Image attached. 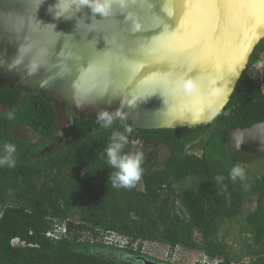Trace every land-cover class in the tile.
<instances>
[{
    "label": "trees",
    "instance_id": "16d2710c",
    "mask_svg": "<svg viewBox=\"0 0 264 264\" xmlns=\"http://www.w3.org/2000/svg\"><path fill=\"white\" fill-rule=\"evenodd\" d=\"M263 52L264 40L250 63ZM260 120L264 96L246 71L225 109L194 128L114 121L103 129L51 94L0 82V155L5 143L16 146L15 166L0 167V264H138L128 257L144 254L145 243L221 264H264V158H232L226 136L228 127ZM113 130L128 136L124 152L144 154L142 178L131 189L107 183ZM234 166L244 169L243 179L230 178ZM55 224L66 228L58 238L47 235ZM105 232L137 247L107 245Z\"/></svg>",
    "mask_w": 264,
    "mask_h": 264
},
{
    "label": "water",
    "instance_id": "95a60500",
    "mask_svg": "<svg viewBox=\"0 0 264 264\" xmlns=\"http://www.w3.org/2000/svg\"><path fill=\"white\" fill-rule=\"evenodd\" d=\"M221 2L230 6L201 43L193 74L177 48L198 36L194 21L207 14L201 0H0V82L51 94L76 116L119 109L115 122L135 128L208 124L264 40L259 0ZM149 78L163 82L150 86ZM226 136L232 158H264V120L228 127Z\"/></svg>",
    "mask_w": 264,
    "mask_h": 264
},
{
    "label": "clouds",
    "instance_id": "9594fccd",
    "mask_svg": "<svg viewBox=\"0 0 264 264\" xmlns=\"http://www.w3.org/2000/svg\"><path fill=\"white\" fill-rule=\"evenodd\" d=\"M94 11H103V7L98 5ZM190 86L191 85H188V87ZM123 116L124 114L119 109L115 111L102 109L96 113V123L103 129H109L112 128L114 121L122 119ZM6 118L8 120H14V112H7ZM124 131L130 135L133 129L131 127H125ZM128 143V136L118 130H113L109 137L107 147L105 148L106 163L113 169L109 174L107 183L113 188L131 189L135 187L142 178L144 154L140 151L124 152L123 150ZM15 152V144L5 143L4 154L0 155V167H14L16 164L14 158ZM229 176L233 181L238 178L243 179L245 176L244 169L239 166H234ZM223 179V176H217L215 178L217 183L222 182Z\"/></svg>",
    "mask_w": 264,
    "mask_h": 264
},
{
    "label": "snow or ice",
    "instance_id": "6c2138e0",
    "mask_svg": "<svg viewBox=\"0 0 264 264\" xmlns=\"http://www.w3.org/2000/svg\"><path fill=\"white\" fill-rule=\"evenodd\" d=\"M234 2H236V0H234ZM259 2L261 5H264V0H259ZM229 6L230 5H226L223 2L217 5L216 0H201L199 7L206 9L207 14L203 18L194 21V24L198 29V36L196 33H194V38H192L189 43L177 48L179 54L183 55L184 59L189 62L188 66L193 74H195L196 70L198 69L196 57L201 43L211 33L218 32L220 30L221 21H223L225 14V8ZM249 19H251V17ZM133 72H135L134 68ZM162 82L163 81L160 79L149 78V80L145 83L150 86H156Z\"/></svg>",
    "mask_w": 264,
    "mask_h": 264
},
{
    "label": "built area",
    "instance_id": "2783aa9c",
    "mask_svg": "<svg viewBox=\"0 0 264 264\" xmlns=\"http://www.w3.org/2000/svg\"><path fill=\"white\" fill-rule=\"evenodd\" d=\"M248 70H249L248 73L253 74L255 78L258 80V82L260 83V91L262 95L264 96V52L262 53V55L260 56L258 60H256L249 66ZM65 232H66V228L64 227V225L55 224L52 226L50 231L47 232V235L53 238H58ZM102 240L105 244L115 246L118 248H125L127 245L133 246L134 248L137 247V244L135 242L130 243L129 241H127L126 238L119 236L114 232L103 233ZM149 245L150 244L145 243L143 244L141 248V251L146 255L149 254V251L147 249ZM164 256L167 260H171V262H173L176 254L167 250ZM191 264H221V262L220 260L210 259L204 254H198L192 259ZM235 264H244V263H235Z\"/></svg>",
    "mask_w": 264,
    "mask_h": 264
},
{
    "label": "rangeland",
    "instance_id": "374dc122",
    "mask_svg": "<svg viewBox=\"0 0 264 264\" xmlns=\"http://www.w3.org/2000/svg\"><path fill=\"white\" fill-rule=\"evenodd\" d=\"M194 151H197V150L194 149ZM147 249L149 251L148 256L152 258H156L164 262H168L164 256L166 254V251L168 250L166 249V247L162 245L160 246V245L150 244ZM175 253H176V256L172 263L191 264L194 255H192L190 252L182 250V249H178V250H175Z\"/></svg>",
    "mask_w": 264,
    "mask_h": 264
},
{
    "label": "flooded vegetation",
    "instance_id": "af4514ba",
    "mask_svg": "<svg viewBox=\"0 0 264 264\" xmlns=\"http://www.w3.org/2000/svg\"><path fill=\"white\" fill-rule=\"evenodd\" d=\"M120 249H122V248H120Z\"/></svg>",
    "mask_w": 264,
    "mask_h": 264
}]
</instances>
